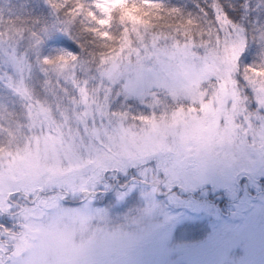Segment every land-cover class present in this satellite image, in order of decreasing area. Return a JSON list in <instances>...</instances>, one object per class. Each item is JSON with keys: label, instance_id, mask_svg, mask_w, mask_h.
Returning a JSON list of instances; mask_svg holds the SVG:
<instances>
[{"label": "snow or ice", "instance_id": "6c2138e0", "mask_svg": "<svg viewBox=\"0 0 264 264\" xmlns=\"http://www.w3.org/2000/svg\"><path fill=\"white\" fill-rule=\"evenodd\" d=\"M43 4L45 16L32 0H0V264H84L88 251L50 255L53 239L35 235L46 219L37 214L55 209L86 225L87 206L61 202L90 201L130 167L139 170L134 182L166 177L171 186L181 171L166 165L155 126L202 115L210 101L225 108L218 123L229 141L264 162V0L239 9L203 0L195 13L165 0ZM65 37L75 49L59 47ZM251 43L256 59L243 63ZM22 149L71 170L22 182L11 172Z\"/></svg>", "mask_w": 264, "mask_h": 264}, {"label": "rangeland", "instance_id": "374dc122", "mask_svg": "<svg viewBox=\"0 0 264 264\" xmlns=\"http://www.w3.org/2000/svg\"><path fill=\"white\" fill-rule=\"evenodd\" d=\"M202 113L155 126L166 165L181 171L171 186L166 177L155 186L134 182L139 170L130 167L90 201L75 195L61 202L68 209L87 206L92 218L86 225L55 209L38 213L46 219L36 221L35 235L53 239L50 255L58 261L61 252L88 251L84 264H264V162L249 160L229 141L218 123L225 108L210 101ZM133 135L140 140L143 132ZM70 170L34 149H22L11 162L22 182Z\"/></svg>", "mask_w": 264, "mask_h": 264}, {"label": "trees", "instance_id": "16d2710c", "mask_svg": "<svg viewBox=\"0 0 264 264\" xmlns=\"http://www.w3.org/2000/svg\"><path fill=\"white\" fill-rule=\"evenodd\" d=\"M42 2L43 0H32V5L35 7L37 12L39 11V14L41 16H45V14H48L45 12V10H47V6L44 5ZM165 2L174 6L183 7L184 9H186V11L195 13L197 2L202 3L203 0H165ZM231 2L237 6V9H239V5L242 3V0H231ZM41 3L43 5H40ZM59 47L69 48L70 50L75 49L73 41L71 39H68L67 37L64 38L63 42L59 45ZM256 49L257 45L255 43H251L246 59H248V57L253 54V50L256 51ZM251 58H253V56Z\"/></svg>", "mask_w": 264, "mask_h": 264}]
</instances>
